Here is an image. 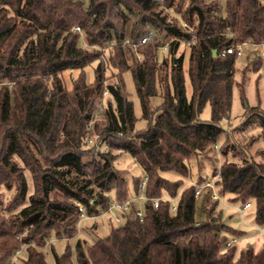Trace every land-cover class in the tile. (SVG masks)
<instances>
[{
  "label": "trees",
  "instance_id": "trees-1",
  "mask_svg": "<svg viewBox=\"0 0 264 264\" xmlns=\"http://www.w3.org/2000/svg\"><path fill=\"white\" fill-rule=\"evenodd\" d=\"M144 35L149 40L138 44ZM126 39L136 50L123 44ZM244 43H264V0H90L86 7L80 0H0V264H13L22 247L24 264H46L41 248L51 232L72 238L81 217L107 212L111 192L129 202L130 212L104 238L89 246L77 241L76 264H264V247L234 258V248L214 229L219 216L208 212L196 220L195 192L205 179L181 187L161 176L170 171L186 177L190 158H209L215 150L220 122L231 109L238 57L221 52ZM128 52H138L141 61L135 56L129 64ZM94 63L88 82L84 69ZM260 63L256 56L254 72ZM109 67L115 69L112 84H106ZM75 70L66 88L61 75ZM127 71L146 122L142 129H136L125 92ZM105 88L111 101L103 105ZM158 92L161 103L152 108ZM206 105L210 119L203 121ZM243 117L241 128L258 126L264 136V104L245 105ZM227 144L212 173L218 174L214 188L232 195L231 202L254 205V223L264 234V151L260 161L237 163L226 159ZM232 147V154L240 151ZM121 153L133 157L146 178L142 218L113 165ZM140 182H134L136 193ZM178 194L172 211L162 196ZM153 199H159L157 207ZM54 258L55 264H73L69 246Z\"/></svg>",
  "mask_w": 264,
  "mask_h": 264
},
{
  "label": "rangeland",
  "instance_id": "rangeland-1",
  "mask_svg": "<svg viewBox=\"0 0 264 264\" xmlns=\"http://www.w3.org/2000/svg\"><path fill=\"white\" fill-rule=\"evenodd\" d=\"M83 2L84 6H88L90 0H80ZM131 22L128 20L126 26V34L130 32ZM82 45V39L80 40ZM241 55L237 57L235 61V71H234V87L232 91V103L229 112L228 119H223L220 122V126L223 129V133L219 136L215 150L210 152V157L205 156L192 157L188 161L189 173L188 175L182 176L176 172H162L161 176L169 181H181L182 186H187L190 184H197L198 178L205 179L206 182H212V173L215 169L219 170L220 165L225 159L221 154V147L227 144L228 152L226 159L228 161L234 160L237 163H241L244 159H254L255 161H260V152L264 151V136L261 133V129L258 126H247L241 128L244 121L243 113L245 110V105L249 107H263L264 104V43L259 45H252L249 43H244L240 45ZM182 50V49H180ZM185 51V58L183 63L184 80H185V91L186 96L190 98L191 96V85L186 73L188 50ZM135 53V52H134ZM127 53L126 60L131 64L133 57L139 54ZM163 47L158 49V60L162 61L165 54ZM258 56L260 57L261 63L258 72L252 70L253 60ZM92 64L84 69L86 80L88 82L93 81ZM246 67H249V71L245 73V82L243 88L241 89V83L243 81V71ZM115 69L109 67L106 71L107 83L112 84L115 79H112V75ZM79 71H66L62 73L61 80L66 88H70L71 80L76 78ZM123 82L125 86V92L127 98L133 104L134 114L137 118L136 129H142L146 122L140 119V104L138 97L135 92L134 83L132 80L131 73L129 71L123 74ZM106 89V88H105ZM244 96V99L242 97ZM107 101H111V96L109 94L104 95L102 103L105 105ZM161 103V95L158 92L156 96L150 99V106L156 108ZM199 119L203 121H208L210 119V107L206 105L201 113L199 114ZM99 123H101L98 117ZM94 142V138L91 139ZM227 141V142H226ZM90 142V146L92 145ZM226 142V143H225ZM232 145L240 151L236 154H232ZM103 150V148H101ZM115 169L122 172L128 189V200L132 201L135 209L143 213L144 206L146 204V197L140 192L136 193L134 190V182L137 180L144 179V173L137 163V161L131 157L129 154L121 153L117 156L113 163ZM215 181V180H214ZM214 181L212 183H214ZM204 183H198V187L202 186ZM216 193V197L213 196L212 191L209 189H204L200 195L196 198V220H205L206 214L211 212L213 216H219V220L216 223L214 229L219 228V232L225 236L227 240V246L234 248V258H237L240 251L245 250L249 247L253 248L254 251H259L264 247V234L263 229L258 227L254 223L255 208L254 205H250L249 208H244L240 202H231L230 199L232 195H218L216 188L213 189ZM10 196V194H4V196ZM9 197V198H10ZM141 197L140 200L137 198ZM162 198H168L170 203L176 205L179 200V194L174 198H169L167 196H162ZM110 210L101 213L95 217H81L77 227L76 234L72 238H67L63 231H52L45 245L41 248L44 254L46 264H55L54 255H61L66 246L70 247L72 254L73 264L75 262V245L77 241H81L86 245H91L101 238L107 236L112 229H116L124 224V219H121L120 223L115 221V218H122L121 212L115 208H111L112 202L115 201L114 195L110 193ZM212 208H214L212 210ZM26 258V249L22 247L17 253L16 258L13 260V264H24Z\"/></svg>",
  "mask_w": 264,
  "mask_h": 264
},
{
  "label": "built area",
  "instance_id": "built-area-1",
  "mask_svg": "<svg viewBox=\"0 0 264 264\" xmlns=\"http://www.w3.org/2000/svg\"><path fill=\"white\" fill-rule=\"evenodd\" d=\"M75 29L78 30L77 27H75ZM149 38H150V35H144V36H142L141 39L138 41V44H143V43L147 42V41L149 40ZM123 44H131V42L129 41V39H126V40L123 42ZM131 45L133 46L134 50H136V44L133 43V44H131ZM240 45H241V44H238V45H234V44H232L229 48H227V49H225L224 51H222V52H221V55L235 53L237 56H240V55H241V48H240ZM163 48L165 49V47H163ZM137 59H138V61H141V56H140L139 54H137ZM108 93H109V92H108L107 89H105L104 92H103L104 95H106V94H108ZM217 177H218V174H217L216 176L213 177L212 182H213ZM212 182H211V181H208V182L204 183L202 186L197 187L196 192H195V197L197 198V197L200 195V193H201L202 191H204V189H206V190H207V189L211 190L213 196L216 197L217 195H216V193H214L215 191L213 190V189H214V183H212ZM145 186H146V178H144V179L141 180V182H140V193H141V194H144ZM137 199L140 200L141 197H138ZM158 202H159V199H153V200H152L153 206H154V207H157ZM78 206H79V210H80L81 212H83V207H82L81 205H79V204H78ZM112 207L117 208V209L121 212V214H128V213L130 212V205H129V202H118L117 200H115V201L112 202V204H111V208H112ZM249 207H250L249 204H245V205H244V208H249ZM109 210H110V208H108L107 211H109ZM172 211H175V205L172 206ZM142 215H143V213H142L141 211L136 210V216H137V217L142 218ZM115 221H116L117 223H120L121 218H117V217H116V218H115Z\"/></svg>",
  "mask_w": 264,
  "mask_h": 264
},
{
  "label": "water",
  "instance_id": "water-1",
  "mask_svg": "<svg viewBox=\"0 0 264 264\" xmlns=\"http://www.w3.org/2000/svg\"><path fill=\"white\" fill-rule=\"evenodd\" d=\"M215 55H216V51L214 50V51H213V56H215Z\"/></svg>",
  "mask_w": 264,
  "mask_h": 264
}]
</instances>
